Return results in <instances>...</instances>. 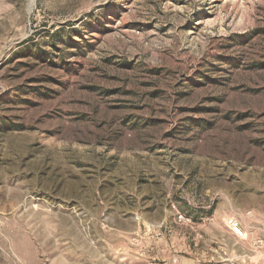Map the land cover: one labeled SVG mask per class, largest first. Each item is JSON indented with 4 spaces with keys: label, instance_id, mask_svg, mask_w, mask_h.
Masks as SVG:
<instances>
[{
    "label": "rangeland",
    "instance_id": "obj_1",
    "mask_svg": "<svg viewBox=\"0 0 264 264\" xmlns=\"http://www.w3.org/2000/svg\"><path fill=\"white\" fill-rule=\"evenodd\" d=\"M0 264H264V0H0Z\"/></svg>",
    "mask_w": 264,
    "mask_h": 264
},
{
    "label": "built area",
    "instance_id": "obj_2",
    "mask_svg": "<svg viewBox=\"0 0 264 264\" xmlns=\"http://www.w3.org/2000/svg\"><path fill=\"white\" fill-rule=\"evenodd\" d=\"M229 227H230L231 231L234 232L235 234L240 233V228H239V225H238L236 220L230 219L229 220Z\"/></svg>",
    "mask_w": 264,
    "mask_h": 264
}]
</instances>
